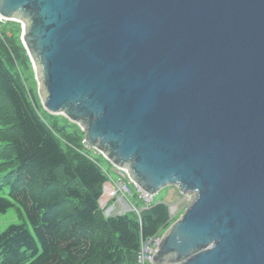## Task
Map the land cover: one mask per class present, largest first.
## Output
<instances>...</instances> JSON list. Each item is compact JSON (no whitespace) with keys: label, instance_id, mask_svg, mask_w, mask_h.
<instances>
[{"label":"water","instance_id":"1","mask_svg":"<svg viewBox=\"0 0 264 264\" xmlns=\"http://www.w3.org/2000/svg\"><path fill=\"white\" fill-rule=\"evenodd\" d=\"M50 114L143 191L193 195L153 264H264V0H0Z\"/></svg>","mask_w":264,"mask_h":264},{"label":"trees","instance_id":"2","mask_svg":"<svg viewBox=\"0 0 264 264\" xmlns=\"http://www.w3.org/2000/svg\"><path fill=\"white\" fill-rule=\"evenodd\" d=\"M18 33L0 28V189L9 188L0 214L16 205L24 221L0 233V264H137L141 237L174 220L169 205L153 203L140 217L104 213L107 173L84 131L43 108Z\"/></svg>","mask_w":264,"mask_h":264},{"label":"built area","instance_id":"3","mask_svg":"<svg viewBox=\"0 0 264 264\" xmlns=\"http://www.w3.org/2000/svg\"><path fill=\"white\" fill-rule=\"evenodd\" d=\"M85 146L90 148L87 143ZM115 167L118 178L113 179L107 173L108 180L103 184V193L99 199V205L106 215L124 213L126 210H130L140 217L141 212L154 203V194H149L136 185L126 168ZM130 182L134 185V191L130 187ZM133 198L134 200H132ZM169 208L172 210L170 219H173L176 216V207L170 206ZM161 235V230H159L153 236L141 237L140 247L137 251V264H153L151 259L157 250Z\"/></svg>","mask_w":264,"mask_h":264},{"label":"rangeland","instance_id":"4","mask_svg":"<svg viewBox=\"0 0 264 264\" xmlns=\"http://www.w3.org/2000/svg\"><path fill=\"white\" fill-rule=\"evenodd\" d=\"M22 19L20 18H5L0 16V28L2 27L3 30L10 36L12 35V33H14L15 30H19V41L21 42V44L23 45L29 60H30V71H28L27 73H29V77H28V82H30V84L33 86V88L35 89V91L37 92L38 96V81L36 79V74H35V67L33 65V62L28 54L27 48L25 47L23 41H22V35L24 34V24L22 23ZM39 100L42 103V100L39 96ZM54 115H59L62 116L64 118H66V122L70 121L64 114H54ZM72 122V121H70ZM60 123H64V120L60 121ZM75 123V122H73ZM72 123V124H73ZM70 124V123H68ZM76 125L81 129L80 125L76 123ZM85 135V133H84ZM90 146V145H89ZM87 149H90L92 147H86ZM91 155H93V157H95L98 162L100 163V165L102 166L103 170L106 173H109L110 177H112L113 179H117L118 178V172L116 167L109 162L99 151H97L95 148L90 149ZM2 172V171H1ZM0 172V174H1ZM108 180V179H107ZM106 182V181H105ZM130 187L131 189L134 191V185L130 182ZM8 186H4V188L0 189V195L2 196H7L8 195ZM102 193H103V188H102ZM193 195L190 193H185V194H181V192H179V190L175 187V186H168V187H164L161 190H159L156 194H154V203L156 202H164L167 205L172 206V207H176V216L174 218V220L179 217L181 215V213L183 212V210L186 208V206L191 202ZM134 200V198L132 199ZM130 211V210H126ZM178 211V213H177ZM172 212V210L170 209V213ZM172 220L171 223L174 221ZM24 221V218L20 217L16 211V205L15 206H11L6 212L1 213L0 214V233L6 229V227L12 223H21ZM166 228H161V234L164 232Z\"/></svg>","mask_w":264,"mask_h":264}]
</instances>
